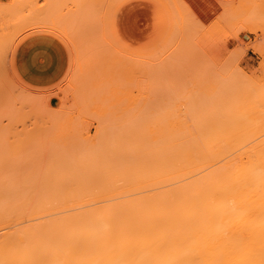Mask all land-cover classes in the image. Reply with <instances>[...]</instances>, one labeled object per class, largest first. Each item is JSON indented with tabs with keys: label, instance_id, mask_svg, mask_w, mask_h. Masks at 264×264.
<instances>
[{
	"label": "rangeland",
	"instance_id": "obj_1",
	"mask_svg": "<svg viewBox=\"0 0 264 264\" xmlns=\"http://www.w3.org/2000/svg\"><path fill=\"white\" fill-rule=\"evenodd\" d=\"M111 1L0 0V13L8 14L4 17L11 23L5 20L0 21L3 23L2 27L0 24V30L3 34L8 30L11 31L10 29L14 32L13 36L10 33L9 40H12L5 47L2 42L7 39L6 35L9 31L5 33L6 35L0 31L2 34L0 35L6 37L3 39L0 36V40L2 39L0 45L5 47L3 50H1L3 46L0 47V50L4 51L3 55L0 53V56L2 55L0 58H3V61L0 60V105L4 106L6 111H10L6 112L8 113L6 116H11L10 119L0 117V123L7 127L6 133L9 132L7 136L3 133L4 138H10L0 140V148L2 142L5 147L7 146L5 142H7L9 152L11 145L14 147L12 151L15 152L14 149L16 150L19 145L18 142H21L18 137L22 138L25 135L26 138L25 141L22 138L23 142L18 146L21 147L24 143L26 152L21 151L22 153L18 152L17 155L12 152L15 156L11 157L15 159L8 158L9 154L4 155L7 156L6 161L0 159V161H10L7 162L8 169L14 170L12 172L14 175L19 171L22 175L25 173L22 171L34 170L36 172V169L39 171L40 169L43 171L58 170L57 168L63 164L65 166L60 167L62 170L64 168V171L59 167L62 173L67 170L73 173L72 169L74 171L79 169V166L75 165L78 162L71 164L68 161L74 162L77 159L79 161L81 156L88 154V156L91 155V158H88L90 163L98 158L100 161L92 162L96 168L93 165L92 169L89 166L86 167V171L91 170L86 173H93L95 169L101 171L104 168V138L109 133H106L104 124H110L105 125L108 128L107 131L114 126L120 127L124 132L120 135L126 136L128 140L129 137L137 135L136 138L142 141L147 139L152 141L151 138H155L152 142L156 143L153 145L155 152L159 151L162 154L172 152L173 149L175 153H181L191 147H203V150L193 148V153L202 151L206 153L210 150L225 155L244 153L245 150L249 152L264 149V127H262L264 126V53H262L264 52V0H113L114 4ZM144 1H149L152 5L148 4V8L143 9V4H141V7L136 9L137 12L133 19L130 18L129 12L122 14L125 8L139 2L146 3ZM176 1H179L183 9L180 10ZM181 11H184V19L183 15H179ZM84 13L92 15V21L91 19L86 21L87 17H84ZM104 15L108 17L107 20ZM1 17L3 19L2 15ZM103 18L105 23H103ZM123 19L125 21L130 19V23L136 25L139 33L136 39L133 40L127 36L126 23L124 25ZM60 22L63 26H67L63 27L64 30L56 27ZM83 22L84 25H82ZM50 23H56V25L51 27ZM104 24H106L105 27ZM89 25L91 29L93 28L92 30L89 29ZM178 26L181 29H178ZM65 30L67 34L72 30L73 37L65 34ZM75 36L80 37L79 40ZM84 39L86 41H83ZM81 40L82 42L78 43ZM101 41L104 46L98 44ZM73 42L77 43L72 45ZM76 44L80 46L79 50ZM97 44L98 47L99 45L104 47L102 48L104 51L99 50ZM74 46L77 48L75 49ZM89 46H92V49ZM78 51L82 53L81 56ZM75 54H79L81 58L79 59ZM121 57L125 61L130 60L131 63L121 61ZM78 63L79 65H76ZM128 63L132 64V68L135 66L137 69L131 68L130 70ZM123 64H127L128 69ZM137 65L139 67L142 65V68L138 69ZM250 81L256 83L257 86L252 85ZM30 99L34 100V103L38 102L39 105L34 104ZM37 107L39 109L34 110ZM135 122H138V125ZM125 124H127L125 126L127 130L123 129ZM252 125L255 127L253 128ZM133 126L136 127V131L133 130L135 129ZM258 126L261 128L259 129ZM146 128L148 130H145ZM131 130L133 131L132 136H130ZM16 131L17 136L14 135ZM18 131L21 135H18L20 134ZM110 135L113 137L112 134ZM117 135L119 137V133ZM87 137L89 139H86ZM126 137H124L125 140ZM63 142L70 143L71 146ZM134 143L130 146L133 151ZM96 144L97 147H95ZM62 146L63 148H60ZM65 147L70 148L71 153L80 152L79 155L77 153L76 156L72 155V157L79 156V158L71 159ZM18 149L20 151V148ZM58 149L63 155L70 156L69 159L68 156L65 157L67 160L64 159V156L60 154L62 157L58 159L56 157V152H60ZM52 152L58 161L54 159ZM0 155L2 156L3 153ZM66 165L69 167L67 168ZM9 170L8 173H11ZM53 170L52 172H55ZM81 170L80 168L77 172ZM40 173L39 176L43 174ZM57 173L61 176L58 174L59 176L52 177L53 175L49 174L50 179L54 181L52 186L58 185H55L56 180L60 183L68 178L71 179L70 181L73 179L75 181V178L68 176L69 173H67V178H63L61 172ZM82 173H80L81 176ZM29 174L32 176V172ZM17 175L15 179L12 177L13 181L16 180ZM25 175L28 177L26 179L30 178L28 174ZM88 175L91 174H87L86 179ZM46 176L47 179L49 176ZM100 176L102 175L99 172ZM99 177L98 181L102 182L104 178L100 181ZM24 179L19 180V182L22 180L23 186L25 185L23 181H26ZM86 179L84 178L85 182ZM16 181L15 184L19 185L20 183ZM33 181L31 182L36 184L35 180ZM49 184L50 182L47 186H50ZM68 184L69 187L73 185Z\"/></svg>",
	"mask_w": 264,
	"mask_h": 264
},
{
	"label": "bare ground",
	"instance_id": "obj_2",
	"mask_svg": "<svg viewBox=\"0 0 264 264\" xmlns=\"http://www.w3.org/2000/svg\"><path fill=\"white\" fill-rule=\"evenodd\" d=\"M112 2L114 1L112 0L111 3ZM176 2L178 3L179 1ZM178 6L180 7L179 3ZM181 9L183 8L180 7V10ZM181 12L183 14L181 13L179 15H183L182 17L184 19V11ZM0 14L3 16V19L1 17L0 19L2 20L0 21L5 20V12L4 14ZM88 14L90 13L88 12ZM88 14L84 13V17H87L85 20L89 21V19H91L90 21H92V15L90 16ZM87 15L90 17L88 18ZM104 16V18H106V15ZM107 19L108 17L106 20ZM103 23H105V19ZM184 23H182V25H184ZM0 24L2 27L3 23L0 22ZM10 24H8V26L11 27ZM50 24L51 27L52 25H56V23ZM59 24L62 25L61 22ZM59 24V27L56 26L59 30L61 28L63 29V27H67L66 25L60 26ZM82 25H84V22ZM105 25L106 24H104V27ZM3 27H6L5 24ZM88 27H90V25ZM179 27L180 26H178V29H181V27ZM87 28H85V30ZM89 29H91V27ZM10 30L12 31L8 30L10 36L6 33L8 31L5 32L7 35L4 33L8 41L5 39V36H1L3 32L0 30L2 33H0V36L6 40L2 42L1 39L0 41L5 47L6 44H9L8 42L12 40H9V37L11 38L10 33H12L13 36L14 32L12 29ZM66 30L65 34H67ZM73 30H75V28ZM76 31H78V29ZM104 31H106V29H104ZM71 32L67 35H72ZM73 32L75 33V31ZM66 38L68 39V37ZM76 38L79 40L80 37L78 38L77 36ZM85 39L83 41L88 40ZM69 40L71 41L70 38ZM75 41L77 40L75 39ZM80 42H82V40L78 41V43ZM74 43L77 42H73L72 45ZM2 44L0 47L3 46ZM89 44L91 45V43H88V45ZM98 44H103L104 46L102 41ZM77 45L78 44H76V46ZM83 45H85V42H83ZM93 46H95V44ZM5 47L3 46L1 50ZM77 47L76 48L79 50L80 46ZM89 47L92 49V46ZM98 48L104 51L102 50L104 47H100L99 45ZM90 49L88 50L89 52L91 51ZM1 50L0 53L2 54L4 51ZM78 53L80 56L82 55L81 52L78 51ZM2 55L0 57H2ZM78 55H76V57ZM2 59L3 58H0L1 61H3ZM121 59V61H125L124 58L121 57ZM119 60L118 58V61ZM128 61L130 62V60ZM119 63L122 64L124 62ZM80 64L82 63L80 62ZM76 65H79V63ZM123 65L125 68L127 67V64ZM123 65L120 66L123 67ZM142 65L141 67H139L140 64L139 66L137 65L138 69L142 68ZM131 66L132 64L130 65V70L133 68L134 70L137 69L134 65L133 68ZM248 84H250L249 80ZM251 84L255 86L256 83L251 82ZM35 103L38 102L35 101ZM45 105L43 106L45 107ZM0 107L2 110L0 112V117L4 116L10 119L11 116H6L10 111H6L3 108L4 106L0 105ZM2 108L5 110V113ZM38 109L37 107L34 110ZM0 124V128L3 126L2 130L0 129V134H8L9 132L6 133L8 130H6L7 127H4L2 123ZM127 124L124 125V130H127L125 129ZM105 125L106 124H104V127L106 133L109 132L107 134L109 137L105 135L106 139L104 138V168H102L101 171L100 169H98L99 171L95 169V171H93L94 174L92 172L86 173L91 171L90 169H88L90 171L86 170L88 166L89 168H91L92 165L94 166L92 162L97 161L99 158L90 163L88 158H91V155H80V158L79 156L74 157L77 152H69L70 148L68 149L67 146L65 147V149H68L66 150L67 153L69 152L71 157L74 154L71 159L79 158V161L78 159L76 161L74 160V162L68 161L69 163L71 162V164L78 162L75 164L79 166L78 170L74 171L72 169V171H70L73 173H70L65 169L67 171L62 173L64 168L62 170L61 167L65 166L63 164L64 162L62 163L63 165H60L61 167L59 166L62 171L59 167L57 168V166L55 168L58 170L51 169L49 171L44 169L45 171H43L40 169L39 171L35 168L36 172L34 170L27 172L22 171L25 172L23 175L20 174L21 172L19 170V172L15 170L16 174L20 176L18 178L17 175V181H13L16 174L14 175V173H12L14 170L11 171L8 169V158L11 159L13 156L17 155L16 153H20L21 151L26 152L24 143H22V148L18 147L26 138L24 137L25 135H23V141L22 138H19L20 136L18 140L20 139L21 142L14 140L19 144L17 147L14 144L16 147V150L14 149L15 152L12 151V148H14L12 145L10 146L12 148H10L11 151L9 152L7 142H5L7 145L6 147L4 142H2L0 154L3 153L2 156L9 155H7V162H5V157L7 156L2 157L0 155V159L5 160L0 161V264H264V149H255V151L251 150L249 152L245 150L244 153L225 155L219 152L214 153L210 150L206 153H203V151L193 153V148L198 147H191V149L186 147L187 149H184L185 151L183 152V146L181 153H175L176 151L173 149L171 151H174V153L169 151V153L162 154L159 153L158 150V152H155L153 145H156V143H152L155 138H151L152 141L147 139L148 141L143 140V142L136 138L138 135L136 137H129V140L124 136L126 137V141L125 138L120 135L124 133L120 127L114 126L116 127H113L115 131L113 128H109L110 130L107 131L108 128L106 126L110 124ZM136 125H138V122ZM134 126L133 128L135 129L133 130L136 131V127ZM139 127L141 126L139 125ZM139 127L137 129H139ZM254 127L255 126H253V128ZM260 128L261 127H259V129ZM117 129H119V131ZM145 130L148 129L146 128ZM142 132L140 133L142 134ZM19 133L18 135H21V132ZM134 133L136 134V132ZM16 134L17 131L14 135ZM25 134L27 135V133ZM110 134H112L113 137H110ZM126 134L127 133H125V135ZM132 134L133 131L130 133V136H132ZM2 135H0V140L5 139V135ZM88 137L86 139L90 138ZM109 138L111 139L109 140ZM131 138H133L132 142ZM6 139L8 138L6 137ZM99 141L101 142V139ZM99 141H97V143ZM10 142L11 141H9V143ZM26 142L28 141L26 140ZM133 142H135L133 146L134 151L132 147H130L133 145L131 144ZM64 144L70 145V143ZM87 144L88 140L86 142V145ZM63 146L60 148H63ZM97 146L96 144L95 147ZM128 147L131 148V150ZM18 148H20V151ZM198 149L203 150V147H199ZM58 150L60 151V149ZM56 153L57 156H55L58 159L62 156L66 159L65 157L68 156H65L66 154L63 155L61 151ZM79 153L80 152L77 154L79 155ZM55 156L53 154L54 159L56 158ZM70 156H68V159ZM24 157L21 158L25 159ZM12 159H15V157ZM18 160L21 161V159ZM71 164L69 166H71ZM69 166L66 165L67 168ZM84 167L87 168L85 169ZM94 167L96 168V166ZM80 168L82 170L77 172ZM8 170L12 174L8 173ZM52 170L55 172H52ZM58 171L62 173L63 178H67V173H69L70 175L68 174V176L75 178V181L74 179L70 181L71 179L68 178L66 181H61V183H63L61 184L56 180L57 183L55 182V185H58L52 186L54 185V181L50 179V177L52 175V177H55L54 175L57 176L59 174L57 173ZM28 172H32L33 177L30 176L31 174ZM38 172L46 174L43 176V174L40 173L42 177L38 179L40 177ZM50 172H52V174H50ZM75 172L79 173V176ZM81 172H83L82 176L80 175ZM99 172L103 177H99ZM64 173H66V175ZM84 173H86L85 176L87 174L91 175H88L86 179ZM25 174H28V176L33 179H26L28 177H26L27 175ZM59 175L61 176V174ZM73 175H77V177H73ZM98 177L100 181L104 178V182H99ZM20 178H25L24 180L27 181H23V183L25 182L24 186L21 184L22 180L19 182ZM10 179L13 182H11ZM37 179L38 182H36ZM44 179L46 180L43 181ZM29 180L32 182L35 180L36 184H41V186ZM15 181L20 184L16 185ZM49 182L50 186H47ZM67 182L69 184L72 183V187L67 186ZM84 182L87 185H85ZM88 183L92 186L90 184L88 185Z\"/></svg>",
	"mask_w": 264,
	"mask_h": 264
},
{
	"label": "crops",
	"instance_id": "obj_3",
	"mask_svg": "<svg viewBox=\"0 0 264 264\" xmlns=\"http://www.w3.org/2000/svg\"><path fill=\"white\" fill-rule=\"evenodd\" d=\"M144 2H146V3L139 2L137 4H134V5L130 6V7L125 8L124 11L122 12V14L129 12L130 18L132 17V19H133L134 15L137 12L136 9L140 8L141 4H143L142 5L143 9L148 8V4H150V6L152 5V3L149 2V1H144ZM122 21H124V25L126 23L125 32H126L127 36H129L133 40L136 39L137 36L139 35V33H138L137 29H136V25L134 23L131 24L130 23V19H129V21H127V20L125 21L124 19Z\"/></svg>",
	"mask_w": 264,
	"mask_h": 264
}]
</instances>
